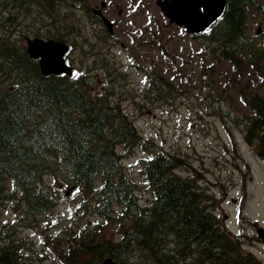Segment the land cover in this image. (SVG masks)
Wrapping results in <instances>:
<instances>
[{
    "label": "trees",
    "instance_id": "1",
    "mask_svg": "<svg viewBox=\"0 0 264 264\" xmlns=\"http://www.w3.org/2000/svg\"><path fill=\"white\" fill-rule=\"evenodd\" d=\"M79 4L91 13L87 0H0V209L11 202L16 216L10 227L0 225V264L43 259L23 250L29 242L19 228L40 227L39 215H51L67 199L65 188L80 197L89 218L79 216L63 236L45 239L58 264H100L109 257L118 264H262L214 213L216 197L201 185L191 160L151 145L121 110L112 85H94L87 74L95 60L83 63L86 75L71 77L43 75L29 56L25 41L33 36L76 46L69 20ZM254 7V0H227L221 19L195 37L213 45L237 75L244 61L254 73L264 64V39L255 46L245 38ZM87 51L91 58L97 52ZM100 67L96 74L111 82L112 67ZM151 71L152 92L170 87ZM239 93L251 111L240 122L244 139L264 160V97L255 80ZM138 148L147 157L136 177L124 161Z\"/></svg>",
    "mask_w": 264,
    "mask_h": 264
},
{
    "label": "rangeland",
    "instance_id": "2",
    "mask_svg": "<svg viewBox=\"0 0 264 264\" xmlns=\"http://www.w3.org/2000/svg\"><path fill=\"white\" fill-rule=\"evenodd\" d=\"M103 1V13L113 22L116 38L100 39L102 26L78 6V14L69 21L77 31L76 49L68 56L75 73L84 71L86 75L87 65L95 60L86 56L87 50H99L96 68L87 74L90 80L95 77L97 87L112 85L117 103L151 145L176 151L191 160L203 177L201 185L216 197L214 213L233 235L248 237L242 240L245 249L264 264V239L258 231V227L264 228V160L244 139L240 122L251 111L237 90L255 80L264 97V64L254 73L244 62L238 68L241 75H235L232 65L216 56L213 45L170 23L153 0H89L90 8L99 9ZM256 4L259 7L248 12L246 37L255 46L264 37V0H256ZM85 41L91 47L81 51ZM106 56L117 69L111 82L96 74L102 70L100 64L107 62ZM86 60L88 64H83ZM153 69L171 83L157 95L148 79ZM100 76L102 83L98 84ZM143 156L147 157L146 152L138 148L125 158L136 177ZM79 201L71 189L52 217H40V227L33 223L30 228H19L20 234L28 238L29 248L23 250L31 259L35 251L46 246L44 239L63 236L79 216L89 218L83 216ZM14 220L11 205L0 209V225ZM49 256L50 261L40 259L36 263L53 264L56 256L52 252Z\"/></svg>",
    "mask_w": 264,
    "mask_h": 264
},
{
    "label": "water",
    "instance_id": "3",
    "mask_svg": "<svg viewBox=\"0 0 264 264\" xmlns=\"http://www.w3.org/2000/svg\"><path fill=\"white\" fill-rule=\"evenodd\" d=\"M158 5L171 21L185 26L188 32L197 34L207 31L221 18L226 8V0H158ZM103 20L112 31V25L105 18ZM28 44L32 57L41 58L40 66L44 74L59 75L71 71L63 58L68 50L66 44L42 39L29 40ZM103 264L116 263L108 259Z\"/></svg>",
    "mask_w": 264,
    "mask_h": 264
},
{
    "label": "bare ground",
    "instance_id": "4",
    "mask_svg": "<svg viewBox=\"0 0 264 264\" xmlns=\"http://www.w3.org/2000/svg\"><path fill=\"white\" fill-rule=\"evenodd\" d=\"M136 258V257H135Z\"/></svg>",
    "mask_w": 264,
    "mask_h": 264
}]
</instances>
